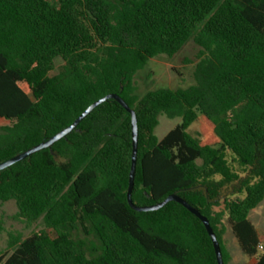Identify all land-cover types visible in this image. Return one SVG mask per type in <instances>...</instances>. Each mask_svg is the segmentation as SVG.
<instances>
[{"label": "trees", "instance_id": "obj_1", "mask_svg": "<svg viewBox=\"0 0 264 264\" xmlns=\"http://www.w3.org/2000/svg\"><path fill=\"white\" fill-rule=\"evenodd\" d=\"M190 41L200 48L195 84L141 98L136 74ZM109 94L137 113L134 203L181 196L209 219L225 264L228 216L241 252L264 264V235L249 219L264 201V0H0V163ZM160 115L182 120L162 140ZM195 122L201 138L188 132ZM132 155L131 115L109 100L52 149L1 171L0 203L44 229L9 233L0 264H218L182 205L129 206ZM234 184L243 196L216 211Z\"/></svg>", "mask_w": 264, "mask_h": 264}, {"label": "rangeland", "instance_id": "obj_2", "mask_svg": "<svg viewBox=\"0 0 264 264\" xmlns=\"http://www.w3.org/2000/svg\"><path fill=\"white\" fill-rule=\"evenodd\" d=\"M200 48L194 41H190L174 58L165 55L158 56L147 64L144 70L139 71L135 76L138 88L137 94L142 98L148 92L161 88L186 89L195 84L194 70L197 60L195 59ZM189 61V62H188ZM180 118L169 119L165 115L159 116V125L155 130V135L162 140L171 130L180 125ZM8 125L7 122L0 120V127ZM193 137H200L199 123L195 122L188 130ZM243 194L237 193L236 184L227 186L221 193L219 206L216 211L224 210V201L241 198ZM17 207L15 202L0 203V220L4 223L5 231L0 238V251H4L9 239V233H19L28 237L33 233H38L44 229L42 221L28 226L25 222L15 219ZM225 217L226 234L224 236L225 245L232 255L230 264H253L256 258H248L244 255L234 237L231 227ZM249 219L256 227L259 234L264 235V201L251 212ZM261 252L264 251L260 250Z\"/></svg>", "mask_w": 264, "mask_h": 264}, {"label": "water", "instance_id": "obj_3", "mask_svg": "<svg viewBox=\"0 0 264 264\" xmlns=\"http://www.w3.org/2000/svg\"><path fill=\"white\" fill-rule=\"evenodd\" d=\"M109 100H114L119 103L130 115H131V124H132V141H133V155H132V164L131 171L129 177V186L127 190V201L129 206L136 212H154L161 210L165 206H167L171 202H176L186 208L190 213L195 215L201 222L204 224L211 240L214 245V250L216 253V258L218 264H225L223 260L222 250L218 238L211 227L209 219L201 214V212L189 204L185 199L177 194H172L168 196L164 201L159 204L151 205V206H139L136 205L133 201L132 195L135 187V176H136V166H137V158H138V142H139V127H138V118L137 113L133 110L126 101L119 94H109L91 104L70 126L63 129L53 137L49 138L47 141H44L35 147L16 155L15 157L9 159L6 162L0 163V172L4 171L15 164L33 156L34 154L43 151L45 149H52L53 145L60 140L66 138L70 133L75 131L79 124L88 117L96 108L100 105L106 103ZM53 154V150H51Z\"/></svg>", "mask_w": 264, "mask_h": 264}]
</instances>
